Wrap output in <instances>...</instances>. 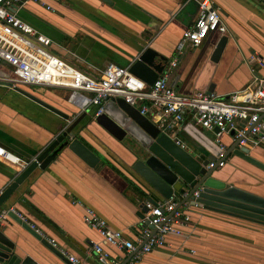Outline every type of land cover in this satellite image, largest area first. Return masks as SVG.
I'll list each match as a JSON object with an SVG mask.
<instances>
[{
  "label": "crops",
  "instance_id": "0c3cea01",
  "mask_svg": "<svg viewBox=\"0 0 264 264\" xmlns=\"http://www.w3.org/2000/svg\"><path fill=\"white\" fill-rule=\"evenodd\" d=\"M213 1L220 7L226 41L215 59L212 53L221 36L216 31L208 32L199 46L185 47L169 73V84L177 93L207 92L211 86L209 92L225 95L248 83L251 68L264 74L248 61L253 55L264 63V0ZM196 9L195 0H26L15 14L50 38L53 54L97 74L108 62L129 66L145 47L166 60L163 70L182 31L192 25ZM10 77V68L0 63V146L31 160L59 132L65 120L16 91L8 82ZM18 86L67 114L70 120L78 115L80 108L69 101L68 89ZM140 104L133 106L138 110ZM91 113L92 109L76 123L73 133L98 157V162L89 166L65 150L43 169L34 168L0 205L15 215L21 214L25 223L43 233L45 238L39 235L40 238L47 243L46 238L53 239L82 264H98L91 246L100 243L97 232L82 220L85 208L93 210L110 230H119L131 239L147 225L142 209L148 197L138 188L136 175L129 167V147L123 139H115L98 126ZM143 115L153 123H165ZM202 130L224 147L232 143L225 133L216 137L212 130ZM262 146L251 147L249 153L264 162ZM15 172L0 160V186ZM212 174L264 195V172L234 155L227 156L225 164L214 168ZM160 198L153 201L161 202ZM0 229L8 234L15 250L38 264H49L46 256L55 264H66L9 216L0 223ZM181 232L167 235L164 245L133 264H264L263 225L196 208ZM102 247L112 256L123 258L121 250L105 244Z\"/></svg>",
  "mask_w": 264,
  "mask_h": 264
},
{
  "label": "built area",
  "instance_id": "2783aa9c",
  "mask_svg": "<svg viewBox=\"0 0 264 264\" xmlns=\"http://www.w3.org/2000/svg\"><path fill=\"white\" fill-rule=\"evenodd\" d=\"M24 1L0 0V63L10 68V86L24 84L68 89L69 101L81 110L89 107L93 117L102 113L106 101L120 97L130 105L140 102L138 110L141 114L164 121L166 127L179 124L187 117L201 129L217 128L216 137L221 133L229 135L237 149L264 145V74H257L251 68L248 83L242 89L225 95L200 90L180 94L169 84L170 68L176 65L186 46H199L208 32H225L220 7L213 0H195L197 9L192 25L182 31L164 69L149 85L131 73L128 66L108 62L99 73L90 74L53 54L50 38L16 16L15 10ZM47 7L51 8L50 5ZM248 61L254 62L264 72V63L256 56H250ZM175 142L182 148L186 147L179 138ZM218 146L221 152L214 160L208 161L205 168H220L225 164L226 157L222 154L226 147L219 143ZM0 160L16 171L24 169L30 161L1 146ZM197 192L194 190L191 195L195 197ZM185 197L186 191L170 195L161 202L145 201L144 217L151 226L140 228L133 239L125 237L119 230H110L93 210L85 208L83 222L100 237V243L91 246L95 261L98 264H133L144 254L164 245L167 235L181 234V227L190 221L191 212L197 208L188 199L181 201ZM10 210L0 208V223ZM16 215L25 221L21 214L16 212ZM28 225L45 238L33 224ZM46 240L69 262L82 264L53 239ZM102 244L121 250L123 258L112 256Z\"/></svg>",
  "mask_w": 264,
  "mask_h": 264
},
{
  "label": "water",
  "instance_id": "95a60500",
  "mask_svg": "<svg viewBox=\"0 0 264 264\" xmlns=\"http://www.w3.org/2000/svg\"><path fill=\"white\" fill-rule=\"evenodd\" d=\"M225 41L226 36L221 34L212 53V59L219 54ZM163 61L166 62L162 56L145 47L131 60L128 69L149 85L162 70ZM13 88L58 113L64 118L65 123L24 169L16 171L3 186H0V205L34 168L43 169L65 150L72 152L89 166H94L98 162V157L73 133V127L85 118L90 110L89 107L84 110L79 109L78 115L70 120L67 114L41 102L18 85ZM210 90L211 86L207 92ZM94 119L105 132L117 140L123 139L129 147L131 154L129 167L136 175L138 188L147 195L148 201L154 202L153 200L159 197L163 201L170 195H179L186 191L187 197L181 198V201L188 199L197 208L264 226V195L214 177L212 174L214 168L207 169L205 165L221 152L219 142L208 137L201 128L189 120H182L178 126H174L175 128L156 124L120 97L106 101L102 113ZM216 131L217 128L212 129V132ZM176 138H181L191 151L180 147L175 142ZM222 155L224 157L234 155L264 172V162L252 156L247 148L237 149L235 142L227 146ZM262 181L264 184V178ZM194 190L198 191L195 197L191 195ZM142 210L146 212L145 206ZM7 215L32 234L52 256L66 264H71L13 212L8 211ZM145 224L151 226L146 219ZM45 258L49 264H55L52 258L47 256ZM0 264H38V262L15 250L8 234L0 229Z\"/></svg>",
  "mask_w": 264,
  "mask_h": 264
},
{
  "label": "rangeland",
  "instance_id": "374dc122",
  "mask_svg": "<svg viewBox=\"0 0 264 264\" xmlns=\"http://www.w3.org/2000/svg\"><path fill=\"white\" fill-rule=\"evenodd\" d=\"M264 148V146H262Z\"/></svg>",
  "mask_w": 264,
  "mask_h": 264
}]
</instances>
